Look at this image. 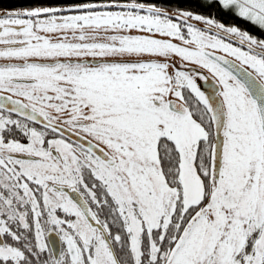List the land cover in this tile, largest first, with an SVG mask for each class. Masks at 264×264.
Here are the masks:
<instances>
[{
	"label": "snow or ice",
	"instance_id": "1",
	"mask_svg": "<svg viewBox=\"0 0 264 264\" xmlns=\"http://www.w3.org/2000/svg\"><path fill=\"white\" fill-rule=\"evenodd\" d=\"M200 5L0 11V264H264V0Z\"/></svg>",
	"mask_w": 264,
	"mask_h": 264
},
{
	"label": "trees",
	"instance_id": "2",
	"mask_svg": "<svg viewBox=\"0 0 264 264\" xmlns=\"http://www.w3.org/2000/svg\"><path fill=\"white\" fill-rule=\"evenodd\" d=\"M45 2H47V0H45ZM51 2H64V0H51ZM163 2L170 6L169 10L174 7H179L181 9L194 10L196 12H209V10L201 7L200 0H163ZM24 6H28V0H0V8H19ZM216 14L222 19L229 17L228 14L224 13Z\"/></svg>",
	"mask_w": 264,
	"mask_h": 264
},
{
	"label": "flooded vegetation",
	"instance_id": "3",
	"mask_svg": "<svg viewBox=\"0 0 264 264\" xmlns=\"http://www.w3.org/2000/svg\"><path fill=\"white\" fill-rule=\"evenodd\" d=\"M27 7V6H24ZM3 9H14V8H0V11H2ZM193 13H204L207 14L206 12H196L194 10H190ZM213 15L215 16V18L217 19V22L224 24L225 26H238L241 29H247L250 33L255 34V35H259V33L256 31V29L252 28L248 23L234 17L232 14H228L229 17L226 19H222L221 17L217 16L216 13H213ZM0 63H3V61H0Z\"/></svg>",
	"mask_w": 264,
	"mask_h": 264
},
{
	"label": "water",
	"instance_id": "4",
	"mask_svg": "<svg viewBox=\"0 0 264 264\" xmlns=\"http://www.w3.org/2000/svg\"><path fill=\"white\" fill-rule=\"evenodd\" d=\"M205 74L207 75V73H205ZM200 83L203 84V86H204L205 89L208 88V84L206 82L201 81Z\"/></svg>",
	"mask_w": 264,
	"mask_h": 264
}]
</instances>
